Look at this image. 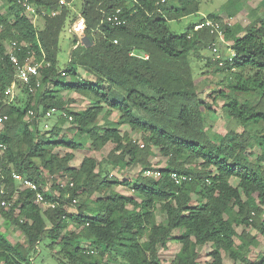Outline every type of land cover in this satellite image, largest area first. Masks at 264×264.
<instances>
[{
  "label": "trees",
  "instance_id": "trees-1",
  "mask_svg": "<svg viewBox=\"0 0 264 264\" xmlns=\"http://www.w3.org/2000/svg\"><path fill=\"white\" fill-rule=\"evenodd\" d=\"M29 1L41 16L39 24L17 0L0 5V114L7 117L0 125V144L7 146L0 154V199L13 203L0 208V219L22 234L11 243L0 230V264H43L45 248L54 252L56 264H161L160 249L171 240L181 247L170 264H199L206 246L211 264H224L223 254L234 262L264 264V254L249 259L258 235L264 238V20L242 28L215 14L204 16L221 24L225 40L232 42L230 61L228 51L222 58L217 57L222 51H212L211 58L201 55L221 43L210 28L195 29L204 19L180 35L169 29V21L198 14L199 0H81L79 12L72 0L63 7L59 0ZM118 9L126 23L114 26L106 17ZM54 11L59 13L53 16ZM79 15L86 22L80 38L68 32ZM65 32L73 44L61 63ZM12 42L30 47V54L17 53L21 62L33 56L41 64L35 92L17 79L8 55ZM203 57L213 74H226L223 84L229 89L212 103L199 97L194 76L193 63ZM13 83L27 93L26 102L5 95ZM71 92L89 99L86 109L70 110L75 101L63 93ZM240 96L248 97L241 103ZM218 97L229 121L211 134ZM52 109L57 121L43 130ZM30 111L34 115L28 119ZM114 111L118 121L110 119ZM67 123L75 129L70 138L64 133ZM122 125L130 131L122 133ZM131 132L141 134L142 146ZM89 142L97 151L109 143L113 148L101 163L85 157L79 167L72 166V151ZM61 147L71 151L60 155ZM154 149L168 159L158 179L143 175L153 168ZM104 165L143 170L134 182L120 181ZM14 173L35 182L56 207L42 208ZM172 173L191 181L176 185ZM64 181L74 186L62 187ZM120 185L133 186L141 200L114 191ZM81 196L77 211L68 212ZM157 212L164 221L157 220Z\"/></svg>",
  "mask_w": 264,
  "mask_h": 264
},
{
  "label": "rangeland",
  "instance_id": "rangeland-1",
  "mask_svg": "<svg viewBox=\"0 0 264 264\" xmlns=\"http://www.w3.org/2000/svg\"><path fill=\"white\" fill-rule=\"evenodd\" d=\"M175 0H171L173 2ZM229 0H199L200 2V12L198 14H193L188 17L182 18L180 20H174L168 22L169 29L177 34H182L185 31H187L193 24L200 22V20H205L207 17H204L205 15L209 14H215L216 16H219L222 18L224 23L227 24H238L241 25L242 28H245L250 23L254 22L256 19L261 18L264 20V0H238L236 3H234L233 7L227 10H223L222 7L225 5ZM75 3H73V8L75 12L80 11V0H74ZM4 0H0V5H3ZM41 16H38L37 18L33 19V21L37 24L40 23ZM232 44V42H229ZM73 44V37L67 34L66 32L63 33L60 39V51H59V59L61 63H64L68 60L70 57V51ZM216 47L219 49V52L222 51L223 57H225V54H228V47L224 45L223 43H219L216 45ZM201 55H203L205 58H211L213 56V52L209 48L202 49ZM203 57V60H195L193 63L194 69V76L196 79L197 86L199 88V97L204 100L205 102L212 103V98L215 96H218V93L220 91H224L225 93L229 92V89L226 85H224L223 80L225 78L224 73H218L213 74L212 68L207 66L206 60ZM222 58V57H221ZM80 73L84 76V72L81 70ZM89 80H94L93 76L86 77ZM63 95L67 99H72L75 102L70 106V110L73 111H82L87 108V106L90 104L89 99L86 96H83L81 94L71 92V93H63ZM248 96H240L239 101L243 103L245 99H247ZM28 100L27 93L24 92L23 88L16 89L14 92V98L12 101H18L20 102H26ZM213 107L216 110V115L213 117L214 122V128L211 134H214L220 129H224L228 125V118L225 116L222 106L224 105L225 101L223 98L218 97V100ZM205 112V109L202 108ZM136 114H138L141 117L147 118V115L144 112L135 110ZM57 116L53 115L50 118H46L42 121L41 126L43 127V130L45 129H51L53 125L57 121ZM119 113L114 111L110 117L113 121L119 120ZM122 133L129 132L130 128L127 125L121 126ZM239 131L242 132L243 128H239ZM64 133L67 134V137H72L75 133V129L72 128V126L67 123L64 128ZM132 133V132H131ZM135 140H137L140 144L142 142V136L140 133L133 132L131 134ZM142 146V144H141ZM113 144L109 143L107 144L102 150L97 151L94 149V147L89 142L84 148L77 151H72L75 154L74 160L71 162V165L74 167H79L82 163L83 159L85 157H92L96 159L99 163L103 162L104 158L109 154V152L112 150ZM71 150L67 148H57L56 152L60 155H64L67 152H70ZM254 151L257 154L261 153V149L256 147ZM155 156L150 159V162L152 163L153 168L162 169L166 166L168 159L162 157L159 154L158 149H154ZM105 171L113 176V179H118L120 181H131L134 182L135 179L138 177L139 174L142 172L141 166L132 167L123 171L108 168L106 165H104ZM144 175V174H143ZM232 183L234 185L237 184L236 180H232ZM131 187H126L124 185H120L114 188V191L126 195V196H132L138 200H141L138 195L133 191ZM85 196H81L80 198H77L76 205H79L81 200H84ZM69 206L68 212L74 213L77 211V206ZM93 206V205H92ZM264 216V215H263ZM165 216L161 214L160 212H157V220L159 222L164 221ZM0 230L1 232L9 239L11 243H16L20 238H22V234L18 231L13 230L12 227L7 226L4 222V219H0ZM241 230V228H240ZM180 231H175L174 234L178 233ZM250 233L253 235H257V232L255 229H250ZM44 244H42L43 246ZM180 244L170 241L167 245V248L160 249L159 255L161 258V264H170L171 260L178 254L180 250ZM44 249V246L42 247ZM44 252L42 253V263L43 264H56L53 260V251L49 248H45ZM211 249L210 247H204L200 251V258H199V264H211L212 258L208 255L210 253ZM264 254V238L258 235L257 237V244L252 250V254L250 255L249 259L254 262L258 259L260 255ZM223 262L224 264H244L240 261L234 262L233 260L229 259V257L226 254H223ZM113 264H119V263H113Z\"/></svg>",
  "mask_w": 264,
  "mask_h": 264
},
{
  "label": "built area",
  "instance_id": "built-area-1",
  "mask_svg": "<svg viewBox=\"0 0 264 264\" xmlns=\"http://www.w3.org/2000/svg\"><path fill=\"white\" fill-rule=\"evenodd\" d=\"M17 2L30 15L34 17L39 16L36 8L33 6V4L29 0H17ZM59 3L61 7L69 5V2L67 0H59ZM43 13L47 14L46 12H43ZM58 13L59 11H54L52 15L55 16ZM106 21L111 23L114 26H121L126 23L125 19H123L120 16V9H118L115 14L106 17ZM203 27L210 28L212 33H215L218 35L219 41L228 47L229 60L232 61V59L235 56V52L232 49V44L225 40L224 33L221 28V24H219L218 22L214 20L206 18L204 20V23L196 26L195 29L198 30ZM85 30H86V22H85L84 17H82L81 15H79L77 20L73 22L68 28V32L70 34H72L75 37H79V38L83 36ZM115 43H117V41H115ZM79 44L80 42L77 44V46ZM23 50H27V53L30 54V47L27 43L18 44L16 42H12V43H9L8 45V55H9L10 61L16 67L17 79L24 85L30 87L31 92H35V90L41 85V81H40L41 64L36 63L34 61L33 56H26L24 60L21 62L17 53L22 52ZM212 51L216 55L219 53V49L216 46L212 48ZM217 57L219 58L220 56H217ZM220 65L222 66L223 63L221 62ZM16 89H17L16 83H13L11 87L6 89L5 95L10 97L11 100H13L14 92ZM55 112H56V109H52L51 111L47 113V116L50 117ZM33 115H34V112L30 111L28 114V119L29 117H32ZM6 119H7L6 116H3L0 114V125H2V123ZM6 150H7V146L4 144H0V154L4 153ZM144 175L146 177L158 179L161 176V171L157 168H150L144 171ZM13 178L21 184L23 190H31L36 193V200L42 206V208L44 209L52 208L53 209L56 207L57 203H52V202H48L45 200L44 194L40 191L39 186L35 182L30 181L28 179H24L21 175L16 174V173L13 174ZM171 179L176 185H181L184 182L191 181V178L189 176L181 175L178 173H172ZM68 183H69L68 181H64L61 183V186L66 187ZM69 184L70 186H74V183L72 182H70ZM1 194H3L2 191H1ZM12 204H13L12 202L6 199H0V208H10ZM76 204H77V200H73V203L71 206H75Z\"/></svg>",
  "mask_w": 264,
  "mask_h": 264
},
{
  "label": "crops",
  "instance_id": "crops-1",
  "mask_svg": "<svg viewBox=\"0 0 264 264\" xmlns=\"http://www.w3.org/2000/svg\"><path fill=\"white\" fill-rule=\"evenodd\" d=\"M80 2H81V0H80ZM73 3H75L74 2V0H72V5H73ZM202 20H200V22H201ZM200 22H198V23H200ZM198 23H195V24H198ZM195 24H193V25H195ZM231 25H233V24H231Z\"/></svg>",
  "mask_w": 264,
  "mask_h": 264
}]
</instances>
